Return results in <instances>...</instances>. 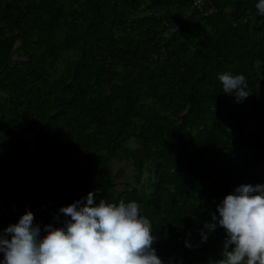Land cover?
I'll use <instances>...</instances> for the list:
<instances>
[{"label": "trees", "instance_id": "1", "mask_svg": "<svg viewBox=\"0 0 264 264\" xmlns=\"http://www.w3.org/2000/svg\"><path fill=\"white\" fill-rule=\"evenodd\" d=\"M194 2L0 0V235L47 198L59 213L95 192L138 204L164 264L221 258L226 233L202 243L205 224L264 185V15Z\"/></svg>", "mask_w": 264, "mask_h": 264}, {"label": "clouds", "instance_id": "2", "mask_svg": "<svg viewBox=\"0 0 264 264\" xmlns=\"http://www.w3.org/2000/svg\"><path fill=\"white\" fill-rule=\"evenodd\" d=\"M256 9L264 15V0H258ZM217 79L224 93H235L238 102L249 96L244 75L225 72ZM216 211L219 218L213 214L205 224L201 242H207L217 226L226 237L221 258L209 264H264V185L237 187ZM59 213L70 220L61 227L45 226L41 238L40 226L26 210L0 235V264H164L153 248L152 223L136 202L97 203L95 192H90Z\"/></svg>", "mask_w": 264, "mask_h": 264}, {"label": "built area", "instance_id": "3", "mask_svg": "<svg viewBox=\"0 0 264 264\" xmlns=\"http://www.w3.org/2000/svg\"><path fill=\"white\" fill-rule=\"evenodd\" d=\"M194 4L198 8H200L201 5L203 4V0H195ZM54 208H55V198L53 197L47 198L41 203L38 211L35 214H33L34 215L33 224L39 225L41 228V231L47 225H53L61 221H64L65 219H69V218L62 219L60 217L61 214L55 213Z\"/></svg>", "mask_w": 264, "mask_h": 264}, {"label": "rangeland", "instance_id": "4", "mask_svg": "<svg viewBox=\"0 0 264 264\" xmlns=\"http://www.w3.org/2000/svg\"><path fill=\"white\" fill-rule=\"evenodd\" d=\"M131 146L132 147H136L137 145L136 144H134L133 142L131 143ZM114 167V169L116 168V166H113Z\"/></svg>", "mask_w": 264, "mask_h": 264}]
</instances>
